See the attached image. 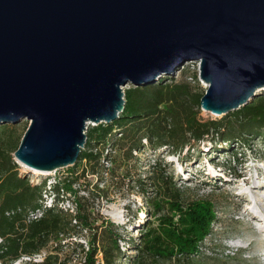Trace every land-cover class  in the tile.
Listing matches in <instances>:
<instances>
[{
    "label": "water",
    "instance_id": "obj_1",
    "mask_svg": "<svg viewBox=\"0 0 264 264\" xmlns=\"http://www.w3.org/2000/svg\"><path fill=\"white\" fill-rule=\"evenodd\" d=\"M189 61L202 110L248 104L264 90V0H0V123L29 121L15 162L74 165L88 125L123 111L126 84Z\"/></svg>",
    "mask_w": 264,
    "mask_h": 264
},
{
    "label": "trees",
    "instance_id": "obj_2",
    "mask_svg": "<svg viewBox=\"0 0 264 264\" xmlns=\"http://www.w3.org/2000/svg\"><path fill=\"white\" fill-rule=\"evenodd\" d=\"M202 95L192 92L189 83L174 82L164 76L156 83L125 89L123 111L114 121L87 129L85 145L70 173L52 186L50 194L56 199H59L61 187L74 195L76 213L50 207L40 218L30 222L26 219L27 213L41 206L46 180L36 182L26 171L20 172L12 154L21 138L12 132L9 124H0V264H13L22 257L31 258L42 253L45 255L39 264H60L58 251L65 241L78 233V227L90 226L88 197L81 196L79 191H87L88 196H106L113 187L121 192L119 183L126 178L144 196L146 212L156 216L159 227H153L149 220L141 227L139 241L131 245L135 254L126 257L124 264H197L198 241L210 232L209 224L213 221L210 209L195 201H183L182 191L168 163L161 168L159 162H154L146 174L139 177L128 170L121 176L117 170L123 164H137L134 152L140 150L143 138L152 149L164 147L167 153L179 156L185 150L200 148L208 139L217 140L218 145L228 142L227 146H231L235 140L249 141L264 131V94L253 97L248 104L221 119L201 117ZM107 147H113L118 157L111 160L109 168L102 161L106 158L103 152ZM236 154L232 162L237 159ZM107 171L112 181L106 186L100 187L99 181L79 183L89 175H99L102 180ZM176 215L178 218L174 221ZM110 226L107 222L101 237L95 234L92 238L85 264H96L99 248L103 264H122L121 258L125 256L119 242L122 237Z\"/></svg>",
    "mask_w": 264,
    "mask_h": 264
},
{
    "label": "rangeland",
    "instance_id": "obj_3",
    "mask_svg": "<svg viewBox=\"0 0 264 264\" xmlns=\"http://www.w3.org/2000/svg\"><path fill=\"white\" fill-rule=\"evenodd\" d=\"M198 66L199 63L196 61L186 62L175 71L174 75H159L153 83L164 76L173 79L174 82L189 83L192 92L204 93L207 85L198 77ZM134 86L128 83L123 90ZM259 94H264V90ZM200 115L204 119H221L226 114L216 115L201 109ZM0 124H9L12 132L21 138L29 121ZM94 125L89 124L88 128ZM227 143L218 145L217 140L212 142L208 139L200 148H193L190 152L185 150L177 156L167 153L164 147L152 149L149 142L143 138L140 150L134 152L137 156V164L135 162L126 166L123 164L117 173L122 176L128 170L132 175L139 177L145 175L154 162H159L161 168H164V163H168L174 174L173 179L182 191L183 201L201 203L212 212L210 232L201 236L198 241L200 252L197 256V264H264V223L260 215L252 217L254 214L252 208L256 209L257 206L251 196L253 186H257L254 188L255 191L264 192V131L253 136L249 141L235 140L231 146H227ZM107 148L109 153L106 155L109 161L107 168H109L112 164L111 160L114 161L118 157L113 147ZM234 154L237 155V159L232 162ZM25 169L19 164L21 173H25ZM70 170L71 166L58 169L54 173L51 171L48 174H35L26 171V174L32 179L41 181L53 177L64 178ZM184 172L186 177L183 176ZM103 176L102 180H99V175H89L86 180H80L79 183L99 181L100 187L110 184L112 180L109 178V172ZM119 184L122 187L121 192L111 187L106 196L101 194L88 196L87 191L82 189L79 191L81 196L88 197L87 211L90 213V226L78 227V233L65 241L62 250L58 251L60 264H85L87 254L91 251L92 238L95 234L101 237L100 233L107 222L114 232L122 237L119 240L125 253L121 258L122 264L127 263L126 257L135 254V249L131 245L139 241L141 227L148 220L152 222L153 227H159L156 216L148 215L146 212L145 198L141 192H138L137 187L132 186L134 184H131L127 178ZM75 187L79 189L77 185ZM177 218L178 215L174 216V221H177ZM79 243L81 246L78 245ZM52 251L51 253L54 254L55 251ZM42 261L43 259H37L35 255L21 260L18 264H39Z\"/></svg>",
    "mask_w": 264,
    "mask_h": 264
},
{
    "label": "built area",
    "instance_id": "obj_4",
    "mask_svg": "<svg viewBox=\"0 0 264 264\" xmlns=\"http://www.w3.org/2000/svg\"><path fill=\"white\" fill-rule=\"evenodd\" d=\"M104 152H105L104 155H108L109 154L108 148H106V151ZM102 161L104 163V166L107 168L108 162H109L107 156ZM55 171L56 170H54L53 173ZM32 180H35L36 182L43 181V180L39 181V179H32ZM60 180H61L60 177L59 178L53 177L52 179H49V178L46 179V189H45V192L43 193V197H42L43 199L41 201V206L36 209L29 210L26 216L27 221L30 222V221L40 218L43 215L44 211L50 207L62 208L65 211L72 213L73 215L76 213V202H74L75 201L74 195L71 192L69 191L64 192V190L61 187L60 189L61 193L59 195V199H56L54 194H50V192L52 191L53 184L60 182ZM76 221H77L76 219H73V222H76ZM228 252L230 253L231 251L228 250ZM44 255H45L44 253L38 254L36 255V257L37 259H43ZM95 257H96V264H103L102 252L100 248L97 250ZM28 258L29 257H23L16 264H18L21 260L28 259Z\"/></svg>",
    "mask_w": 264,
    "mask_h": 264
},
{
    "label": "bare ground",
    "instance_id": "obj_5",
    "mask_svg": "<svg viewBox=\"0 0 264 264\" xmlns=\"http://www.w3.org/2000/svg\"><path fill=\"white\" fill-rule=\"evenodd\" d=\"M31 170L35 174H48V172H42V171H38L36 169H31ZM183 176L186 177V173L185 172H184V175ZM256 187L257 186H253L251 188V191H252V193H251L252 200L255 202V204L257 206L256 209L255 208H252V212L254 213L252 217H255V216L260 215L261 216V219L263 220V223H264V192H261L260 193V192L255 191L254 188H256ZM240 246H242V245H240Z\"/></svg>",
    "mask_w": 264,
    "mask_h": 264
}]
</instances>
